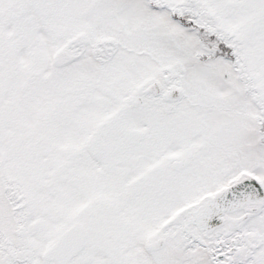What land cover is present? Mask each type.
Segmentation results:
<instances>
[{"label": "snow or ice", "instance_id": "6c2138e0", "mask_svg": "<svg viewBox=\"0 0 264 264\" xmlns=\"http://www.w3.org/2000/svg\"><path fill=\"white\" fill-rule=\"evenodd\" d=\"M0 264H264V0H0Z\"/></svg>", "mask_w": 264, "mask_h": 264}]
</instances>
